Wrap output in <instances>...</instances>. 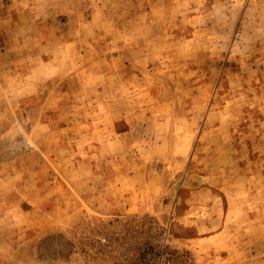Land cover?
I'll list each match as a JSON object with an SVG mask.
<instances>
[{"label": "rangeland", "instance_id": "374dc122", "mask_svg": "<svg viewBox=\"0 0 264 264\" xmlns=\"http://www.w3.org/2000/svg\"><path fill=\"white\" fill-rule=\"evenodd\" d=\"M264 264V0H0V264Z\"/></svg>", "mask_w": 264, "mask_h": 264}, {"label": "built area", "instance_id": "2783aa9c", "mask_svg": "<svg viewBox=\"0 0 264 264\" xmlns=\"http://www.w3.org/2000/svg\"><path fill=\"white\" fill-rule=\"evenodd\" d=\"M161 238H151L140 248V253L133 264H191L188 257L178 249L173 248L168 229L162 227Z\"/></svg>", "mask_w": 264, "mask_h": 264}]
</instances>
